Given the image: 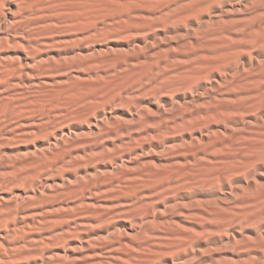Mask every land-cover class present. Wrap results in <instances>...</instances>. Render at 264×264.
<instances>
[{
    "label": "rangeland",
    "instance_id": "1",
    "mask_svg": "<svg viewBox=\"0 0 264 264\" xmlns=\"http://www.w3.org/2000/svg\"><path fill=\"white\" fill-rule=\"evenodd\" d=\"M0 264H264V0H0Z\"/></svg>",
    "mask_w": 264,
    "mask_h": 264
}]
</instances>
